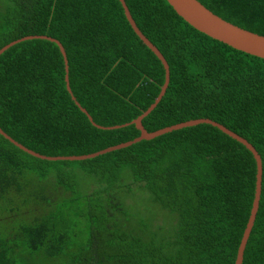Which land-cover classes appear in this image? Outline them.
I'll list each match as a JSON object with an SVG mask.
<instances>
[{
  "label": "trees",
  "instance_id": "16d2710c",
  "mask_svg": "<svg viewBox=\"0 0 264 264\" xmlns=\"http://www.w3.org/2000/svg\"><path fill=\"white\" fill-rule=\"evenodd\" d=\"M125 1L170 66L145 128L210 118L261 155V199L242 264H264V58L199 31L167 0ZM199 1L264 35V0ZM28 35L62 43L72 92L99 125L133 121L165 82L162 61L119 0H0V49ZM65 77L53 41L28 39L3 52L0 127L48 156L140 136L135 124L96 126ZM256 176L253 153L209 123L84 160L42 159L0 133V264H236Z\"/></svg>",
  "mask_w": 264,
  "mask_h": 264
},
{
  "label": "water",
  "instance_id": "95a60500",
  "mask_svg": "<svg viewBox=\"0 0 264 264\" xmlns=\"http://www.w3.org/2000/svg\"><path fill=\"white\" fill-rule=\"evenodd\" d=\"M124 8L125 14L127 19L129 20L131 26L135 30L136 35H138L141 40L158 56V58L162 61L164 68H165V82L162 85L161 91L156 97L155 101L150 105V107L143 112L140 116H138L136 119H134L131 122L125 123L123 125H115V126H102L97 124L93 117L90 115V113L87 111L86 108H84L76 99L75 95L72 92L71 86H70V80H69V63L68 58L66 54V50L62 43L51 36L47 35H28L25 37H22L20 39L14 40L10 42L9 44L3 46L0 49V55L5 52L7 49H9L11 46L15 45L16 43H19L24 40L28 39H34V38H43L48 39L50 41H53L58 44L60 47V50L63 54L64 60H65V69H66V83H67V89L72 94V98L76 101V103L81 107L82 111L85 112L90 120L98 127L104 128V129H114L116 127L120 126H126L129 124H135L139 130L141 131V134L139 137L135 138L134 140L127 141L124 143H120L114 146H110L107 148H104L100 151L90 153V154H84V155H71V156H48L41 153H38L22 143L15 140L13 137H11L8 133H6L1 127H0V133L4 135L6 138H8L11 142H13L15 145L23 149L24 151L30 153L33 156L47 159V160H84L88 158L97 157L99 155L105 154L107 152L120 149L123 147H127L132 145L135 142H139L144 139H153L157 136L163 135L165 133L182 129L185 127L195 126L202 123H209L212 124L228 135L232 136L242 144H244L254 155L256 162H257V176H256V189H255V197L253 201V207L251 209V214L247 223V226L245 228L239 250L238 255L236 259V264H242L244 259V252L251 234V231L253 229L256 216L259 209L260 199H261V192H262V179H263V163L261 155L259 154L258 150L255 148V146L245 137L241 136L237 132L231 130L230 128L226 127L222 123L215 121L210 118H196V119H190L187 121L179 122L176 124H172L170 126H166L160 129H157L155 131H148L145 126L143 125V119L148 116L158 105V103L161 101L163 96L165 95L167 88L170 83V66L163 55V53L160 51V49L147 37L145 36L139 26L137 25L135 19L133 18L130 9L126 3L125 0H119ZM169 4L174 8V10L189 24H191L194 28L198 29L199 31L209 35L210 37L217 39L220 42L226 43L230 45L233 48H236L238 50L244 51L248 54H252L261 58H264V35L259 34L257 32L245 29L239 25H236L230 21H227L226 19L222 18L221 16L217 15L213 11H211L209 8H207L203 3H201L199 0H167Z\"/></svg>",
  "mask_w": 264,
  "mask_h": 264
}]
</instances>
